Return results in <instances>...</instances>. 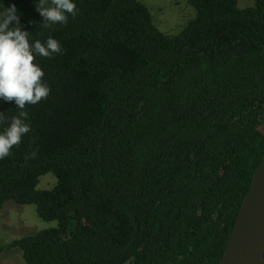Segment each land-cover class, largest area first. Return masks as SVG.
Returning a JSON list of instances; mask_svg holds the SVG:
<instances>
[{"label":"trees","instance_id":"trees-1","mask_svg":"<svg viewBox=\"0 0 264 264\" xmlns=\"http://www.w3.org/2000/svg\"><path fill=\"white\" fill-rule=\"evenodd\" d=\"M42 27L15 5L50 88L0 159V210L32 205L54 228L0 246L25 264H219L264 156V0H186L168 35L140 0H72ZM15 103L0 100L6 117ZM2 131V128H0ZM52 174L56 184L38 190Z\"/></svg>","mask_w":264,"mask_h":264},{"label":"clouds","instance_id":"clouds-1","mask_svg":"<svg viewBox=\"0 0 264 264\" xmlns=\"http://www.w3.org/2000/svg\"><path fill=\"white\" fill-rule=\"evenodd\" d=\"M36 11L42 18V27L51 28L55 24H67L68 15L75 17L76 5L72 0H38ZM19 16L15 5L0 11V100L15 103L18 110L6 117L0 112V159L11 154L18 147L22 137L31 130L28 123V105H35L46 99L50 88L44 82V72L34 63L37 56L50 58L62 54L60 43L49 37L45 42H30L28 31L19 26Z\"/></svg>","mask_w":264,"mask_h":264},{"label":"rangeland","instance_id":"rangeland-1","mask_svg":"<svg viewBox=\"0 0 264 264\" xmlns=\"http://www.w3.org/2000/svg\"><path fill=\"white\" fill-rule=\"evenodd\" d=\"M149 9L156 27L168 35L178 33L180 27L193 15L186 0H140ZM241 9L252 7L253 0H237ZM56 184L52 174L40 177L38 190H47ZM56 222L41 220L32 205H16L6 202L0 210V246L39 231L54 228ZM0 264H25L22 253L14 248L0 254Z\"/></svg>","mask_w":264,"mask_h":264},{"label":"water","instance_id":"water-1","mask_svg":"<svg viewBox=\"0 0 264 264\" xmlns=\"http://www.w3.org/2000/svg\"><path fill=\"white\" fill-rule=\"evenodd\" d=\"M219 264H264V156Z\"/></svg>","mask_w":264,"mask_h":264}]
</instances>
